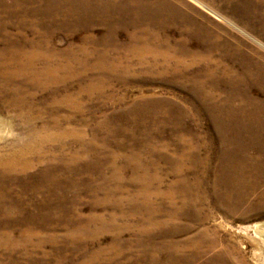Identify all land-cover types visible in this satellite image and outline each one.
<instances>
[{
    "label": "rangeland",
    "instance_id": "rangeland-1",
    "mask_svg": "<svg viewBox=\"0 0 264 264\" xmlns=\"http://www.w3.org/2000/svg\"><path fill=\"white\" fill-rule=\"evenodd\" d=\"M104 1L0 0V52L4 54L10 52L12 41L29 51L35 49L33 45L37 43L45 50L51 47L58 54L67 53L51 62L58 65L67 63V57L72 55L86 58L80 51L85 47L94 51L87 58V62H92L107 43L111 44L108 47L111 56L122 55L125 64H133L126 76H105L103 87L90 92L87 84L93 79V73L88 71L67 84H51L40 93L46 120L52 113L47 103L57 91L60 95L66 91L75 93L80 107L73 113L74 120L69 126L74 127L82 139L72 141L70 153L80 158L78 172L82 173L88 163L94 176L91 183L82 184L88 188L93 184L102 186L100 175L113 178L117 169H121L124 201L116 200L114 207L105 209L106 204H111L106 202L107 198L80 196L78 225L90 222L86 228L70 231V237L75 239L78 235L86 242L101 236L99 243L88 247L93 253L103 250L105 258L95 262L87 259V264H264V241L252 229L246 230L248 225L264 222V0H126L131 6L136 1L134 6L147 3L153 10L157 7L164 10L158 23L151 27L126 19L109 22L98 14L115 6ZM39 22L46 23V28L33 26ZM143 28L153 33L152 38L148 37L153 48L166 49L169 54L183 48L184 51L177 52L188 62L178 67L183 73L174 75L173 68L177 67L174 58L163 60L164 56L159 53L155 58L147 55L148 63L139 65V57L128 49L133 35ZM214 43L224 45L223 50H214ZM115 45L117 48L113 47ZM188 52L197 55L196 62H192L194 59ZM154 59L157 64L152 62ZM164 61H168L170 69L161 74L166 67ZM38 62L35 68H43V61ZM139 105H143L144 118L134 121L135 106ZM57 113L64 115L66 109L60 108ZM14 114L11 109L0 110L3 127L9 130L5 142L15 140L23 131ZM106 120H109L108 125L104 127L102 123ZM119 123L123 126H117ZM180 127L183 133L179 132ZM149 135V141L143 145ZM183 137L191 139L193 150L200 147L197 153L202 163L196 171L189 169L190 160L183 164L190 186L189 196L175 197L174 203L175 207L185 209L182 202L195 193L199 212L189 207L174 216L173 201L154 194L149 202L160 205L162 210L141 212L146 208L142 205L146 200L144 196L132 200L128 194L129 190L132 193L138 189V184L131 182L138 171L125 163L126 156L134 152L131 139L140 150L141 165L147 167L150 176L156 177L151 187L167 190L173 185L182 189L180 184L183 183L175 179L168 159L180 156ZM2 142L4 140H0ZM83 144L90 146V150L83 151ZM104 145L107 149L102 147ZM152 146H157L156 152ZM100 149L103 156L99 158ZM228 153L248 163L245 166L248 174L261 169L262 180H247L244 169L241 172L240 168L227 165L232 161L224 163ZM102 158V164L109 166L99 175ZM153 159L158 160L156 166L149 164ZM226 197L230 201H226ZM94 204H101L96 212L92 210ZM119 205L120 210L115 211ZM59 215L56 219L62 218ZM65 216L68 222L69 217ZM196 219L201 221L194 225L192 221ZM188 224L193 227L186 231ZM64 232L65 229L60 234ZM45 234L44 231L39 235ZM204 235L205 241L215 243L203 245L201 237ZM20 236V232L13 235L16 239ZM118 240L130 245H119ZM44 247L47 251L42 252L40 248L39 252H34L37 247L33 243L24 246L26 252L21 247L13 254L16 261L13 264H21L23 257L28 264H55L47 260L52 255H43L50 253L52 247L49 243ZM141 253L147 256H140ZM154 254L156 261L151 258ZM6 262L9 256L1 244L0 264H8ZM81 262L80 256L66 264Z\"/></svg>",
    "mask_w": 264,
    "mask_h": 264
},
{
    "label": "bare ground",
    "instance_id": "bare-ground-1",
    "mask_svg": "<svg viewBox=\"0 0 264 264\" xmlns=\"http://www.w3.org/2000/svg\"><path fill=\"white\" fill-rule=\"evenodd\" d=\"M96 1L102 2L104 0ZM103 3L115 7L106 9L104 14L98 15L105 17L109 22L113 23L116 21L119 22L121 19H126L128 21L131 20L133 23L140 22L142 25L151 27L155 25V23H158L159 17L164 13V10L159 7L154 10L151 9L148 7L149 4L147 3L134 6V8L126 2V0L119 5L116 4L119 3V0H107V2L104 1ZM119 6H121V8ZM38 14L41 16L40 12ZM44 24L46 23L39 22V25L33 24V26L46 28ZM152 35L153 33L148 28H143L139 31V34L133 35V42L128 50L130 53H134V55L139 57V65L145 66L148 63L145 59L147 55H151L152 58H155L154 55L159 53L164 56L163 60H166L168 57L174 58L177 66L173 68V70H175L174 75L183 73L182 69H178V67L180 65H186L188 62L177 54V52L184 51L182 50L183 48L176 50L172 54H169L166 49L159 51L150 46L151 40H149L148 37L150 36L152 38ZM12 42V46L8 48L12 54L8 51H6L7 54L0 52V66H5V69H0V110L3 111L6 108L7 111L8 109L15 111L13 117L23 131L15 140L5 142L8 138L7 134L9 130L7 131L4 129L3 121L0 120V140H4V142L0 143V246L4 244L5 251L9 256V262L6 263H15L16 261L13 260V257L17 254L18 250L23 247L26 252L24 246H29L32 243L37 247L34 249V252H39L40 248L42 252L47 251L44 245L45 243H49L52 250L50 253L43 255H52V257H48L47 259L50 263L52 260L55 261V264L72 263L77 258H80V256L82 258L81 264H87V259L94 262L103 259L105 258V252L103 250L99 252L95 250L96 252L93 253L94 251L90 252V248L88 247L91 243H99L101 239L100 235L96 236L94 239H88L85 242L83 238L78 235L75 239L71 238L69 233L70 231L76 232L81 227L86 228L87 223L90 222L86 221L78 225L81 219L79 215L81 206L80 196L91 195L94 197L107 198L106 202H111V204H106L108 207H105V209L109 208L111 205L114 207L113 203L116 202V200L121 199L124 201L123 194L125 193V189H121L120 187L122 176L119 172L121 169L120 171L117 169L115 176L113 178L110 177L111 179L105 175H100L103 174L109 166L105 163L102 164L104 160L102 158L99 160L101 164L100 176L98 179L102 180L101 184L103 185L101 186L99 184V186L98 184H93L88 188L82 184L81 182L85 181L91 183L94 176L91 174V168L87 167L88 163L83 166L82 173L78 172V161L80 158L78 155L75 156L70 153L72 141L75 139H82V135H77L74 127L69 126L74 120L73 113L80 107V104H78L75 99V93L66 91L64 94L60 95L59 91H57L47 103V107L52 111L50 118L47 120L44 116L45 104L40 97V93L51 84H67L73 78L86 75L88 71L93 73V79H89L87 84V89L90 92L92 89L103 87V79L105 76H126L133 68V64L131 62L125 64V61H123L124 56L122 55L116 57L111 56L108 51V47L111 46V44L107 43H105L103 49L101 48L99 50V52H101L92 62H87V58L89 57L88 55H92L94 51L82 47L80 51L87 56L86 58L72 55L71 58L67 57V59H69L67 63L54 65L51 62H53L57 56L60 57L67 53L58 54L51 47L45 50L37 43L33 45L35 49L29 51L17 45L15 41ZM214 44V50H223L224 45L219 46L218 43ZM113 47L117 48V45ZM188 53L194 59L192 62H196L195 59L197 55L193 52ZM21 57L24 61L20 60ZM1 59L6 60L2 62ZM38 61H43V68H35ZM152 62L157 64L156 59L152 60ZM164 62L166 67L161 70V74H166L170 69L168 61ZM207 69L211 68L208 67ZM184 70L187 69L185 68ZM247 75L249 76L248 73ZM189 79L190 78H188V80ZM191 80L193 81L195 79ZM135 107L136 115L133 120L144 118L141 112L143 105ZM60 108L66 109L64 115L57 113ZM108 121L109 120H106L102 125L106 127ZM117 126L120 127L123 126V124L119 123ZM181 130H183L182 127H180L179 132L183 133L184 131L182 132ZM150 137V135L146 136L148 140H144L143 145H145V141H149ZM110 139L113 140L111 136ZM182 139L184 142L181 143L180 148L183 149V151L180 156L178 155L179 157H171L168 159V163L172 165L175 179L183 183L180 184L182 189H179L178 185H173L167 190H161L158 186L151 187L156 177L150 176L146 171L147 167L141 165L142 158L139 156L140 150H137L136 141L131 139L134 152H132L131 156H126L127 161L125 163L126 165H132L134 170L136 172L138 171V174L133 175L131 178V182L138 184V189L132 193H130L129 190L128 194L129 197H132V200H135L139 196H144L146 200H144L142 205L146 208H142V210H140L141 212L153 211L155 213L162 210L160 205L156 206L154 203L149 202L152 194L171 199L173 201L171 210L174 216L180 215L189 207H194V212H199L197 208L199 200L196 198L195 193L188 198L189 200L182 202L185 209L175 207L174 203L175 197L184 196V194H188L189 196L190 186L188 185L189 183L183 164L190 160L191 165L189 169L196 171L198 169L197 167L202 163L199 159V153H197L200 147L193 150V145L190 144L191 139L186 137ZM87 144L90 145V143ZM87 144H83V151L84 149L86 151L90 150V146ZM102 147L107 149L105 145ZM152 148L154 152L157 151V146H152ZM102 153L103 150L100 149L99 158L103 156ZM196 153L198 154L197 157ZM157 161L158 160L153 159L149 164L156 166L158 163ZM229 161H232L233 164L227 163V165H234V167L240 168L239 170L241 172H244V170L246 171L245 166L248 163L239 161L235 158L234 154L228 153V157L224 163ZM112 165L117 166L114 164ZM238 177L242 178L240 176ZM262 178L261 169L259 168L255 170V172L249 174L246 171L247 180H262ZM69 192H71L72 195H70ZM101 194L102 196H100ZM227 199L229 200L230 198L226 197V201H228ZM129 200L130 199L127 201L129 202ZM123 203L124 202L121 204ZM99 205L101 204H94L92 206L93 212L97 211ZM120 205L115 211L120 210ZM57 215L62 216V218L56 219ZM65 215L69 217L68 222L66 221ZM200 221L201 220L196 219L194 222L192 221V223L196 225ZM188 225H186V231L193 227V225ZM249 228L264 241V222L248 225L246 230ZM64 229L65 232L60 234V231ZM44 231L46 234L41 235V238L39 234ZM15 232L21 233V236L17 239L13 237ZM201 239L204 240L203 245L206 246H212L210 243H215V241H205V235L202 236ZM116 243L122 246L130 245L120 240ZM27 249L29 250L30 248ZM111 249L112 248L109 246L108 250ZM140 256L146 257L147 255L141 253ZM151 258L153 261H156L157 255L154 254ZM21 264H28L25 257L22 258Z\"/></svg>",
    "mask_w": 264,
    "mask_h": 264
}]
</instances>
